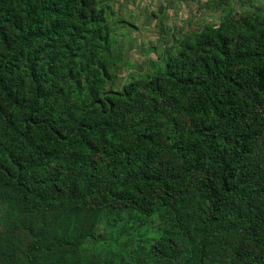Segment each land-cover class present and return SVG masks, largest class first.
I'll return each instance as SVG.
<instances>
[{"label": "trees", "instance_id": "16d2710c", "mask_svg": "<svg viewBox=\"0 0 264 264\" xmlns=\"http://www.w3.org/2000/svg\"><path fill=\"white\" fill-rule=\"evenodd\" d=\"M108 1L0 0V264H264V8L115 89Z\"/></svg>", "mask_w": 264, "mask_h": 264}, {"label": "rangeland", "instance_id": "374dc122", "mask_svg": "<svg viewBox=\"0 0 264 264\" xmlns=\"http://www.w3.org/2000/svg\"><path fill=\"white\" fill-rule=\"evenodd\" d=\"M108 3L112 8V15L109 16V20L114 21L117 27V36L113 47L117 54L114 67L118 78L108 85V88L112 86L115 89L122 88L132 73H152V71L160 68L161 64L164 65L161 57L165 49L171 44L165 40L170 39L173 34L177 38L184 34L199 31L206 22H216L220 18L206 13H198L197 17L195 16L188 23L180 25L178 22H170L169 15L165 17L161 13L156 12L155 14L147 8L144 12L140 0H109ZM263 3L264 0L261 3L264 8ZM215 4V8L217 10L219 8L223 15L229 9L245 11L252 8L251 3L247 0H238V3L233 0H223Z\"/></svg>", "mask_w": 264, "mask_h": 264}, {"label": "crops", "instance_id": "0c3cea01", "mask_svg": "<svg viewBox=\"0 0 264 264\" xmlns=\"http://www.w3.org/2000/svg\"><path fill=\"white\" fill-rule=\"evenodd\" d=\"M219 1L223 0H140V3L144 7V12H146L145 8H147L150 10V12H154L155 14L156 12L158 14L161 13L165 17L169 15L170 22L174 21L182 25L188 23L190 19L194 18L195 16L197 17L199 15L198 13H206L215 17H221L223 15L221 10L219 8L217 10L215 8L216 6H214L216 5L215 3ZM233 1L238 3V0ZM255 3L256 5L260 6V8H263L261 4L262 0H256ZM216 22H218V20H216Z\"/></svg>", "mask_w": 264, "mask_h": 264}]
</instances>
